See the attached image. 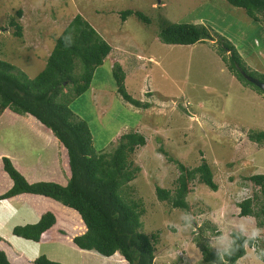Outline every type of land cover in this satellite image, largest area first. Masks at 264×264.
Instances as JSON below:
<instances>
[{
	"label": "rangeland",
	"instance_id": "374dc122",
	"mask_svg": "<svg viewBox=\"0 0 264 264\" xmlns=\"http://www.w3.org/2000/svg\"><path fill=\"white\" fill-rule=\"evenodd\" d=\"M19 10L22 18L18 20ZM127 10L143 13L151 24L145 25L135 17L122 22L120 13ZM76 15L101 35L112 52L96 70L91 88L70 108L87 122L98 154L113 152L124 134L137 132L146 137L147 145L132 158L141 171L130 187L133 198L145 205L142 231L148 236L160 232L156 263L207 264L195 245L194 232L195 226L208 222L222 233L212 237L206 232L218 253L230 246L234 231L264 239V230L255 229L257 220L241 218L238 208V203L257 191L262 197L259 188L245 179L264 175V147L248 138L251 133L264 132V93L242 85L230 73L214 42L193 46L162 43L159 18L211 27L227 38L246 67L251 72L257 68V73L264 72L262 25L250 22L253 28L262 29V34L248 30L241 33L239 27L250 25L248 16L224 0H0V59L35 78L45 68L54 37ZM11 17L22 25L23 38L14 36L15 29L9 26ZM240 40L247 44L236 47ZM114 61L126 75L127 93L149 103L148 110L132 106L117 93ZM161 148L189 168L199 166L202 158L213 168L219 189L211 191L196 180L194 192L187 199L193 213L172 209L157 199L155 187L172 191L179 175L177 165L168 161ZM3 157L9 158L28 181L66 182L59 143L31 116L6 111L0 118V195L12 187L3 170ZM219 208L221 220L217 218ZM47 212L55 214L57 225L40 243L13 235L15 227L36 224ZM76 219V212L42 197L22 195L0 201V237L10 243L14 254L29 260L44 256L60 264H126L120 254L110 259L78 249L70 240ZM248 251L244 263H251L252 258L253 263L264 264L257 262L252 249Z\"/></svg>",
	"mask_w": 264,
	"mask_h": 264
},
{
	"label": "trees",
	"instance_id": "16d2710c",
	"mask_svg": "<svg viewBox=\"0 0 264 264\" xmlns=\"http://www.w3.org/2000/svg\"><path fill=\"white\" fill-rule=\"evenodd\" d=\"M230 6L245 11L248 18L262 25L264 30V0H224ZM122 22L135 17L145 25L151 20L139 11L127 10L120 13ZM18 20L22 10L17 11ZM159 40L171 46H193L206 41L214 42L217 53L233 76L245 86L253 87L243 73L264 83V75L251 72L234 45L211 27L202 24H176L159 18ZM9 26L14 28V36L23 38V27L11 17ZM112 47L81 16L76 15L61 34L54 37V47L46 60L45 68L31 79L15 65L0 59V118L10 111L19 116H31L59 143L63 157L61 168L65 183L52 181L31 182L12 161L3 157V170L12 181V187L0 195V201L10 200L22 195L42 197L61 204L77 214L73 225L71 242L80 250L96 252L105 258L113 259L120 254L126 264H157L156 247L160 232L146 235L142 231V217L145 205L141 199H134L130 184L137 179L141 169L136 167L133 156L147 145L144 135L130 132L120 136L113 152L98 154L87 122L77 116L70 104L90 88L96 70L110 56ZM113 77L117 93L122 99L138 109L148 110L151 105L133 99L126 91V75L120 65L113 62ZM251 142L264 147V132L248 135ZM169 162L177 165L179 175L175 188L171 191L155 187L157 199L170 205L172 209L193 213L188 196L194 192L193 183L207 186L217 192L213 168L205 158L195 168H189L170 157L161 148ZM245 180L259 188L252 197L238 203L241 218L253 217L257 220V230H264V175H251ZM131 190V191H130ZM194 223V222H193ZM57 225L55 214H43L38 223L18 226L13 235L27 241L40 243L44 235L54 232ZM196 227L195 245L207 264H237L247 254L246 246L257 242L258 258L264 262V239L247 238L242 232L230 234V246L218 253L210 245L212 237L222 235L211 223ZM46 238V237H45ZM0 264H60L46 257L29 260L23 255L13 253L7 241L0 237Z\"/></svg>",
	"mask_w": 264,
	"mask_h": 264
},
{
	"label": "crops",
	"instance_id": "0c3cea01",
	"mask_svg": "<svg viewBox=\"0 0 264 264\" xmlns=\"http://www.w3.org/2000/svg\"><path fill=\"white\" fill-rule=\"evenodd\" d=\"M204 21L207 22L205 19H204ZM248 22H249L250 25H245V24L242 25V28L239 27V31H241V30H248V32H251V31H252L253 33H259V34H262V33H261V32H262V29H260V28H258V27H257V28H253L252 25H254V24H251V23H250V22H252L250 19H249ZM253 23H254V22H253ZM210 25L213 26V27H215L219 32L222 33V29H220V28L214 26V24H212V23H210ZM223 32L225 33V31H223ZM224 33H222V34H224ZM241 33H244V32L241 31ZM224 35H225V34H224ZM246 44H247V43H246L245 41L240 40L238 43L235 44V46H236V47H242V46H245ZM249 66H250L251 68H253L252 65L249 64ZM261 70L264 71V69H261ZM255 71H258L257 68H255ZM258 72H259V71H258ZM260 73H264V72H260ZM54 139H55V138H54ZM253 156H254V155H252V157H253ZM24 196H25V195H24ZM29 197H31V196H29ZM49 201H50V200H49ZM51 202H53V201H51ZM53 203H54V202H53ZM220 209H221V208H219L218 211H217V215H218L217 218H218V220H221V218H222L221 215H220V212L222 213V211H220ZM225 210H226V209H225ZM225 210H224V212H225ZM217 228H218V227H217ZM255 229H257V228H255ZM257 231L260 232L259 230H257ZM261 231H262V230H261ZM241 232H242L243 235L246 236L247 238H251L250 235H247L246 233H244V231H241ZM50 234H51V233H50ZM47 236H48V234H45V235H44V238L47 237ZM253 238H254V237H253ZM257 238H258V237H257ZM259 238H260V237H259ZM248 250H250V249H247V254H246L245 257H247V256L249 255V251H248ZM245 257L242 258L241 260H239V262H238L237 264H255V263H256V262L253 263V259H252V258H251V260H250L251 263H249V262L244 263V259H245ZM256 260H257L258 263H264L263 261L259 260V258H256ZM242 261H243V263H242Z\"/></svg>",
	"mask_w": 264,
	"mask_h": 264
},
{
	"label": "water",
	"instance_id": "95a60500",
	"mask_svg": "<svg viewBox=\"0 0 264 264\" xmlns=\"http://www.w3.org/2000/svg\"><path fill=\"white\" fill-rule=\"evenodd\" d=\"M243 76L245 77V79L251 83L252 85L256 86L258 89H260L263 93H264V83H262L261 81H259L256 78L247 76L246 74L243 73Z\"/></svg>",
	"mask_w": 264,
	"mask_h": 264
},
{
	"label": "clouds",
	"instance_id": "9594fccd",
	"mask_svg": "<svg viewBox=\"0 0 264 264\" xmlns=\"http://www.w3.org/2000/svg\"><path fill=\"white\" fill-rule=\"evenodd\" d=\"M248 198H250V197H248ZM245 200V199H244ZM254 238H256V237H254ZM258 243V242H257ZM255 246V247H254ZM254 248H255V250H254ZM247 249H252L253 250V252H254V254H256L257 255V251L259 250L260 251V249H259V246H257L256 244H253V246L252 247H249V246H246V252H247ZM184 256V255H183ZM258 257V256H257Z\"/></svg>",
	"mask_w": 264,
	"mask_h": 264
},
{
	"label": "built area",
	"instance_id": "2783aa9c",
	"mask_svg": "<svg viewBox=\"0 0 264 264\" xmlns=\"http://www.w3.org/2000/svg\"><path fill=\"white\" fill-rule=\"evenodd\" d=\"M254 247H255V246H254ZM254 250H255V248H254ZM180 255H182V253H181Z\"/></svg>",
	"mask_w": 264,
	"mask_h": 264
}]
</instances>
